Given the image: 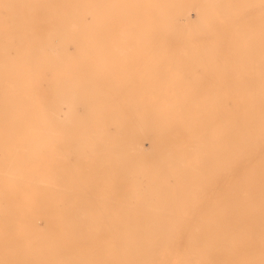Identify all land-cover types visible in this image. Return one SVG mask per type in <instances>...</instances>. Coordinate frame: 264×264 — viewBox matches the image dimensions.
Returning <instances> with one entry per match:
<instances>
[{
  "label": "bare ground",
  "instance_id": "1",
  "mask_svg": "<svg viewBox=\"0 0 264 264\" xmlns=\"http://www.w3.org/2000/svg\"><path fill=\"white\" fill-rule=\"evenodd\" d=\"M41 2L39 14L31 4L24 18L31 21L28 47L24 49L26 64L32 68L25 82L27 128L13 132V136L25 138L16 140L12 131L0 130V136H5L0 143L7 146L0 155V264H37L28 261L41 258L48 261L42 264H195V255L207 259L205 254L211 249V241L200 235L204 231L213 230L206 237L227 238L232 243L241 232L234 225L218 227L217 220L209 218L190 223L187 217L197 213L211 216L216 205L220 208L217 219L229 211L236 219L250 216L264 205V0H191L201 17L198 27L186 28L192 40L227 15H251L235 27L228 51L222 49L224 43L215 42L214 37L210 40L220 47L217 54L223 58L224 69L233 72L247 68L245 81H238V75L228 81L222 74V82L215 85L220 90L202 93L115 92L109 89L136 85L105 81L110 56L126 58L135 50L148 52L145 46L169 37L191 38L182 29L188 8L180 0ZM116 9L118 18H125L117 29L113 26ZM36 15L42 17L40 22H32ZM35 23L37 26L32 25ZM95 43L101 48L92 49ZM108 43L113 50L108 51ZM70 44L77 49L71 50ZM204 55L203 50L199 52V56ZM92 56L98 64L90 63ZM21 64L19 61V71ZM43 68L55 74L54 79L45 81L46 87L55 89L51 96L43 91ZM116 78L144 80L157 75L118 74ZM230 85L250 90H223ZM143 98L151 107H139ZM16 104L21 110L20 96ZM80 104L85 108L83 114L78 113ZM215 104L220 111V162L212 168H218L221 175L220 201H211L208 210L196 212L205 203L199 202L205 192L201 197L197 192L205 183H214L212 177L205 179L209 175L203 170V161L206 150H213L215 143L212 128L206 132L208 137L205 133V122L213 120ZM2 125L10 127L13 123ZM145 136L155 146L166 145L148 164L140 156L144 147L140 141ZM185 136V145H180L179 138ZM79 138H83L81 150L85 153L74 155L81 147ZM18 142L24 144L14 154L10 146ZM194 159L200 161L196 171ZM87 160L91 162L85 163ZM118 161L121 169L114 171ZM101 162L110 168L103 174L82 170L88 166L97 169ZM47 166L52 168L47 170ZM128 170L135 175L130 186L119 190L112 187L115 175L123 176ZM140 175L148 176L145 191L140 189ZM103 177L111 187H100ZM117 192L125 201L113 209L115 204L107 200ZM61 213L73 217L69 220L72 224H67V231H72L66 244L55 227L38 231L30 224ZM173 257L178 258L173 261Z\"/></svg>",
  "mask_w": 264,
  "mask_h": 264
},
{
  "label": "rangeland",
  "instance_id": "2",
  "mask_svg": "<svg viewBox=\"0 0 264 264\" xmlns=\"http://www.w3.org/2000/svg\"><path fill=\"white\" fill-rule=\"evenodd\" d=\"M0 1H1L0 2V43L7 48V51H5L1 49L3 46L0 47L1 49L0 63L2 62L3 64V65L0 64V125L2 126V127L0 126V130H2L3 132L12 131V138L19 140V138L24 139L25 136L24 135L13 136V132H17L18 130H25L27 128L26 126H24V124L27 122L25 118V114H26L25 107L27 104L26 90H28V88L25 86L26 84L25 82H27V75L28 73H30L29 70H32V68H29V65L26 64L25 51H24V49L28 47L27 32L31 24V21L30 19L28 20L24 18H26L25 17L26 13L30 10L29 5L32 4L34 7L36 6V8L34 9H36V12H38L37 14H39L40 11H42L43 6L41 0H27L25 2H22L21 0H0ZM185 1L187 0H180L179 2L183 7L188 8V19L182 22L183 23L182 29L183 32H185L186 37H191V35L187 33L186 28H188L189 26L198 27L201 17L198 10L192 7L191 0H188L187 2ZM115 14H116L115 16L116 18H114L113 20L114 22L113 26L115 29H117L121 27L122 24H124L125 18H118L117 9L115 10ZM250 16L251 15L249 14L246 15V13L245 14L242 13L239 15H234V14L227 15L224 18H222V21L216 23L215 24L216 27L213 26V29L209 28L208 30L202 31L200 33L201 37L197 40H192V37L187 40L173 39L169 37L162 39V41H154L148 47L145 46V48L148 49V52L147 51L137 52L135 50L132 52V54L128 55L126 58L125 56L122 57L121 55H117V54H115V56H110L107 59L108 68L107 67L106 68L108 69V71L107 73L105 72L107 76L105 81L108 83L111 82L134 83V85L136 86L123 87V88L111 87L109 90L115 92L121 90L126 92L154 91L161 93V92L176 91L182 93L185 92L202 93L205 91L220 90V87L218 88L216 86H218L222 82V79L220 77L222 74H224L225 77H227L226 79L228 81H232L233 76L235 75H238L239 77L238 81H245L244 78H246V75L248 74L247 68L246 69L243 68L241 70H235L233 72L224 69L223 68L224 62L222 61L223 58L221 56L219 57L217 54L218 48L220 49V47L215 46L216 44L215 45L212 44L210 40H213L211 38L214 37L215 42L224 43L223 45L224 47H222V49L228 51L229 43L231 41L233 42L235 32L237 31L234 30L235 27L239 26L246 18H249ZM16 17H20V18H16ZM263 18H264V14H263ZM41 20L42 17L36 15L34 16L32 22H36V21L40 22ZM223 24H226L228 27L224 28ZM32 25L37 26L36 23ZM247 30L248 29L245 28L244 33L245 32L247 33ZM68 47L71 50L72 49L74 50L76 48V46L72 44H70ZM98 48L101 47L96 45V43L92 45V49H98ZM106 48L108 49V51L114 49L113 45H111L110 43L107 44ZM202 50L205 53V55L201 57L199 56V52ZM97 60L98 59L95 58V56H92L90 63L96 65L99 63ZM99 60H104V59H99ZM19 61H22V64L19 65L21 68L20 71L18 70ZM149 66L150 68H147ZM13 71L14 72L17 71L16 73L17 75L13 74L14 73ZM145 73L157 75V78L144 79V80L141 79L121 80L116 78L118 74L142 75ZM41 75L44 80L43 91L45 96L53 95L55 89L53 87H46L45 81L55 78L54 71L49 70L47 68H43L41 70ZM197 75L198 78H196ZM93 79L101 81L100 78L98 79L93 78ZM144 82L153 83V84L154 83L166 84V85L154 86V87H150V86L144 87L143 85L140 86V84H144ZM18 83L20 84L19 87L17 86ZM18 88H20L21 95L19 93ZM223 90L229 93H238V92L240 93L250 89L243 87H234L230 85L223 88ZM19 96L22 100V106H23L21 110H18L16 104ZM12 102H14L13 105H11ZM149 103L150 101L148 99L143 98V100L141 101V105H139V107L140 108H148L147 106L151 107ZM218 107L219 106L215 104L212 108L213 120L210 123L208 121L205 122V128H206L205 133L206 132L208 133V129L212 128L211 130L213 131V135L211 136V138L214 139L215 143L212 144L213 150H210V148L206 150L207 151L206 158L204 159L205 161H203L204 163L202 162L203 170L207 172L209 175V176L206 175L205 179L207 177H212L210 180L211 183L212 182L214 183H212L211 185L208 182L205 183L202 189L200 188L201 191L197 192L198 197H201L202 194L205 192V194H203L202 200L201 198L199 199V202H202L204 200L205 203L204 206H198L196 208L197 210L196 212H202L208 210L209 203L211 201H216V200L220 201L217 198V196L221 193V189H220L221 184L219 180L221 175L218 168H212V165L216 166L220 162V157H219L220 153L217 143L218 142L217 138H219L218 133H219V121H220V111ZM77 108H78V113L83 114L85 112V108L83 105L80 104L77 106ZM207 112L208 111H206V113ZM11 122L13 123V125L10 127L9 126L6 127L2 125V124L6 125L7 123H11ZM4 137H5L4 135H1L0 139ZM149 139L151 138L145 136L140 141L141 146L142 147L144 146L141 149L142 152H140V156L143 157L142 160L145 164L151 163L154 160V158L160 155L159 153H162L166 149L165 143H162L161 145L157 144L155 146L152 144L151 141L152 139L150 141ZM165 140H167L166 137ZM82 141L83 138H79V144L81 145V147L80 150H77V152L74 153V155L77 154L80 155L85 153V150H81L82 146L84 147V145H82ZM185 141H186V136L183 138H179L178 140L180 145L182 144L185 145ZM188 143L186 144L188 145ZM23 144L24 143L18 142L17 144L11 145L10 147H13L12 152L14 154H18L19 153V151H17L18 147L22 146ZM6 147L7 146H3V144L0 143V155L4 153L2 149ZM43 154L46 156L47 152L45 151ZM194 160L196 161L194 162ZM194 160H192V163L195 164L194 171H196L199 169L197 168L196 165H198L200 161L198 159H194ZM90 162H91L90 160L85 161V163H90ZM119 163L120 162L118 161V165H117L118 167L112 168L114 171H118V168L121 169L120 168L121 165ZM101 165L102 166H99L97 169L92 168V166L90 167L88 166L82 168V170H86V171L96 170L100 172V174H103L110 169L108 166L107 167L104 166L105 165L104 162H101ZM50 168L52 167L49 166L46 167L47 170ZM128 171H125L123 173L124 174L123 176L120 174H116L115 182H111V184L113 185L112 187H115L118 190L129 187L131 184L130 180L134 179L135 175L134 174L132 175V171L130 170ZM139 178H140L139 181L140 189L142 191H145L147 189L148 176L140 175ZM137 179L138 178L136 177V180ZM105 180L106 178L103 177V180L101 181L102 185L100 187H111L108 186L109 183L107 180L106 181ZM259 184L260 186L263 185L262 183ZM116 185L118 186L116 187ZM121 196H123V194L121 192H117L108 197L109 199L107 201L111 203V205L115 204L113 209H119L118 205L122 204L125 201V199H123ZM256 196L257 195H255V198ZM207 198H210V200H208ZM58 207L61 208L62 206L60 205ZM188 208L191 207L188 206ZM219 210L220 208L215 205L212 208L213 214L211 216H207V217L199 216L198 213L197 215L196 214L189 215L187 217L188 222L192 223V221L194 220L197 222L198 219L209 218L210 221L217 220L218 227H222L225 224H230L232 226L233 225L235 226L234 229L235 228L239 229L241 232H239V234L236 233L237 235L235 236V239H233L232 243H229V239L227 238L219 237V239H217L216 237L213 238L212 237L213 235H210V237H206L208 234L213 232V230L210 229L212 228V225L207 226V228L212 231L209 232L204 231V233L200 235H202L205 239L211 241L212 243L210 244L211 249L209 253L205 254L207 255V259L206 256L195 255L194 257L195 264H264V205L263 207L257 210L258 212L256 211L247 217L246 216L236 217V219L231 213H229L230 211L223 219L222 218L217 219L216 213L218 214ZM72 219L73 217H69L61 213L59 215L49 216V218L47 219L35 220L30 224H34L36 226L34 230H38V231L48 230V229L51 230L55 227V229H57L62 236L61 238L62 243L66 244L67 241L66 239L68 238V234H70L71 233L70 231H72V230H70L69 232L67 231V224L71 225L72 222L70 223L69 220ZM185 234H189V231L185 232ZM230 236L232 235H229V237ZM201 239L203 238L201 237ZM61 251H63V248ZM63 252L65 253V251ZM177 258L178 257H173L172 260L176 261ZM28 262L30 263L36 262L37 264H42V263H47L48 261L45 258H41V259H34V261L32 259L29 260Z\"/></svg>",
  "mask_w": 264,
  "mask_h": 264
}]
</instances>
